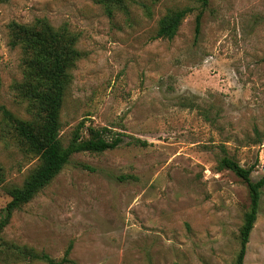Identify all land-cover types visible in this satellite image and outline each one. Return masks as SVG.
Returning <instances> with one entry per match:
<instances>
[{
    "label": "rangeland",
    "instance_id": "1",
    "mask_svg": "<svg viewBox=\"0 0 264 264\" xmlns=\"http://www.w3.org/2000/svg\"><path fill=\"white\" fill-rule=\"evenodd\" d=\"M186 6L193 11L177 35L155 39L161 18ZM200 10L199 0H136L112 12L101 0L0 4V105L27 117L11 89L23 56L9 44L8 25L46 19L75 33L82 52L62 139L80 122L123 139L73 155L14 212L0 228V264H48L20 250L59 259L71 242L69 264H235L250 195L218 161L224 144L242 165L256 164L254 180L264 175V0H209L196 37ZM210 105L208 120L202 109ZM12 132L0 115V220L9 188L40 164ZM244 264H264V194Z\"/></svg>",
    "mask_w": 264,
    "mask_h": 264
},
{
    "label": "trees",
    "instance_id": "2",
    "mask_svg": "<svg viewBox=\"0 0 264 264\" xmlns=\"http://www.w3.org/2000/svg\"><path fill=\"white\" fill-rule=\"evenodd\" d=\"M9 1L0 0V4ZM199 1L201 10L195 19L196 37L201 33L203 13L209 4V0ZM101 2L112 12L115 9L128 11L129 5L136 0H101ZM192 11L193 8L189 6L170 9L161 18L154 38L172 40L177 35L183 20ZM8 27L9 44L12 48H19L23 56L22 78L16 80L11 89L19 101L25 104L27 117H16L17 115L6 106L0 105L1 121L12 129L18 144H23L29 152L39 156L40 164L22 185L9 188L10 201L3 209L0 228L10 221L16 210L30 202L49 185L63 168L72 162L73 155L81 152H104L118 147L123 141L120 136L109 138L108 127L85 126L84 122L76 126L67 142L62 139L61 111L72 81V70L82 56V52L77 47L78 37L75 33L66 25L54 27L46 19L41 18L32 24L12 21ZM196 104L194 100L187 99L184 105L200 108ZM214 108L213 105L204 107L202 114L211 120L210 116L213 115ZM256 141L261 142L262 137ZM139 142L146 144L145 141L139 140ZM221 148L224 155L218 161V169L233 171L247 184L250 195V205L240 227V249L235 260V264H244L250 236L260 212L264 194V175L254 180L252 173L256 170V164L244 166L227 152L224 144ZM2 181L3 174L0 171V184ZM72 248L71 242L59 259L44 252L37 253L27 247L20 251L26 256L43 260L48 264H69L72 263L70 259Z\"/></svg>",
    "mask_w": 264,
    "mask_h": 264
}]
</instances>
